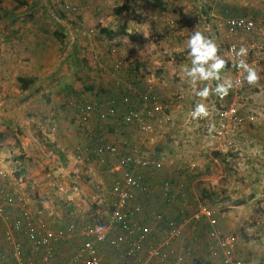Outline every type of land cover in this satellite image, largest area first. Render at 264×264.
Here are the masks:
<instances>
[{
    "label": "rangeland",
    "instance_id": "rangeland-1",
    "mask_svg": "<svg viewBox=\"0 0 264 264\" xmlns=\"http://www.w3.org/2000/svg\"><path fill=\"white\" fill-rule=\"evenodd\" d=\"M29 1L32 6L27 9L23 7L16 17L0 12V36L7 34L11 37H32L41 34L49 36L48 39L52 36L62 44L63 55L72 53L73 58L69 61L72 62L71 67L61 69L63 74L59 83L52 80L48 85L51 86L50 91L43 88L34 91V101L26 100L23 103L25 108L19 109L20 113L16 112L18 123L24 120L29 122L31 132L35 135L44 134L38 129H41V125L32 122L33 111L45 110L44 118L49 125L48 127L46 122L43 124L46 134L59 131L60 114L69 123L68 126L75 128V132L77 128V132L89 135L87 127H96L94 125H98L100 120L97 121V117H94L87 124L79 123L73 116L74 106L92 104L97 113L103 110L102 104L109 102V97L112 92H117L116 89L131 87L142 91L149 74L155 76L156 81L164 80L166 74L165 81L168 79L169 84L180 87L186 78L179 74L182 72L178 68L183 61L188 63L190 59L182 56L188 49L184 45L182 48L177 46L180 40L177 41L176 38L182 37L186 43L195 28L213 38L224 55L228 56L226 58L230 62L222 76L232 83L235 73L233 60L228 54L229 44L234 41L239 46H246L248 62L261 75L259 84L248 85L243 74L240 89L232 87L223 99L218 96H210L211 99H208V103L217 105L218 108L227 107L232 101L238 100L239 111L245 119L219 140L213 129H209L211 122L208 124V118L192 119L189 114L185 127H176L174 135H169L173 137L164 144L167 154L162 158L167 170L148 172L145 179L149 185L152 183V188L157 187L147 199L156 197V193L161 200L159 193L164 178L170 176L168 178L177 182L180 175L184 177L185 171L181 169H186L191 181L186 189V197L191 201L194 195L202 196L203 191H206L208 195L204 198L202 196V199L216 211L223 229L227 230L226 234L232 235L236 240L238 237L244 239L245 228L253 219H258L264 226V0H169L168 4L172 3L173 7H177L171 13L168 10H154L153 7L149 8L150 12H139L133 8L127 10L130 0H72L78 7L77 14L64 13L61 0ZM229 17L253 19L256 29L230 33L226 27ZM37 22H41L40 28H37ZM91 30L95 35L89 38ZM108 31L116 33L115 36L111 38ZM59 32L60 35L56 34ZM69 37H77V40L70 44ZM119 61H126L127 64L120 71H114L112 67ZM101 65L107 70L100 69ZM42 95L45 97V108L37 104V97ZM178 96L179 94L175 97ZM161 99L167 106L166 112L170 114V98L165 96ZM53 100L58 102V109L51 107ZM54 112V118L50 117ZM185 112L188 113L189 110L186 109ZM108 133L116 135L114 132ZM182 136L185 138H181ZM187 139L191 143L185 142ZM188 146L193 151L189 163L184 160ZM5 159L2 168L9 170L6 163L13 158ZM22 161L20 158V162ZM179 165L182 168L171 170ZM204 167L206 170H203ZM204 171L207 172L206 175ZM16 173L17 171L13 174L16 176ZM190 204L188 203L189 211ZM95 220L101 219L98 217ZM235 223L236 227L232 225L235 230L229 231L231 224ZM192 226L195 227L194 224H188L187 231ZM200 229L203 232L205 224ZM104 252L107 260L113 257L111 250L106 248Z\"/></svg>",
    "mask_w": 264,
    "mask_h": 264
},
{
    "label": "crops",
    "instance_id": "crops-1",
    "mask_svg": "<svg viewBox=\"0 0 264 264\" xmlns=\"http://www.w3.org/2000/svg\"><path fill=\"white\" fill-rule=\"evenodd\" d=\"M22 1L26 5H20L16 0H0V12H4L12 18L16 17L23 7L27 9L32 6L29 0ZM168 2L169 0H134V2L130 0V6L126 5V9L131 10L133 8L138 9L139 12H145V10L150 12L149 8L153 7L154 10L159 9L158 11L163 12L166 10L170 13L176 11L177 7H173L174 5L172 3L168 4ZM1 26L2 23L0 21V28ZM37 26V28H40L42 26L41 22ZM56 34L60 35L61 33ZM39 35L11 37L3 34V36H0V169H4L2 167L4 166V161H6L5 158H13L10 162H5L9 169L7 171L13 186L12 191L17 192L26 200L24 205L26 209L44 218L54 229L64 228L73 220L81 224L105 221L108 218L110 202L114 198V183L121 177L122 173L120 160L128 152L122 146V143L128 141L132 144L141 141L140 152L142 154L164 160L162 157L167 154L164 151V144H166V140L173 137L169 135H174L175 129L179 128V125L184 126V123L185 125L187 124V118L196 103H208L212 96L207 101H201L191 91L186 79L184 80L185 83L183 82L180 87H177L171 83L169 84L168 79L165 81L166 74L163 77L164 80L161 81H156V77H152L149 74L146 80L154 82L159 96L170 98L168 112L172 116V124L157 125L154 133L142 134L135 126L119 127L112 120L102 122L97 118L96 120L99 121V124L94 125L96 127H87L90 134L83 135V133L77 132V128L75 132V128L68 126L69 123L57 112L59 116V131L49 135L46 134V129L43 126L48 121L44 118L45 110L41 109L33 111L34 119L32 122L41 125V129L36 125L35 128L37 127L44 135H35L31 132L29 122L24 120L18 123L19 119L16 116V112L25 108L23 103L26 100L34 101L32 98L34 91L42 88L50 91L49 87L51 86L48 87V85L52 80H56V83H59L63 74L61 69L64 70L71 67L72 62L69 63V61L73 60L72 53L63 55L62 44L55 38L50 36V39H48L49 36ZM51 39L54 42H51ZM68 39H70V44H73L77 37L76 39L75 37H69ZM182 39V37L176 38L177 41L180 40V44L176 45L180 48L183 45L187 47ZM162 47L167 50L170 49L167 46ZM220 51L221 55L228 60L222 49ZM182 56L190 59L188 52ZM185 64L190 65V61L181 63L178 68L180 72H182L181 66ZM179 74L183 76V73ZM19 77L34 79V84L28 90L22 92L23 90H21L18 83ZM56 89L59 90L58 88ZM116 91V93L115 91L112 92V96L109 98L119 101L124 90L122 88L116 89ZM177 94L179 96L175 97ZM44 100L45 97L43 95L37 97V104L42 108H45ZM106 106L107 103L104 102L101 107L105 109ZM51 107L58 109V102L53 100ZM119 107H122V105L120 104ZM185 108L189 110L188 113L185 112ZM55 114L54 112L50 117L55 116ZM47 126L49 127L48 124ZM108 132H114L116 135H109ZM183 137L185 138V136L181 138ZM186 141L191 143L188 139ZM99 142L118 145L120 153L114 156L109 155L102 162L92 159L87 154V151ZM190 147L188 146L184 155V160H187L188 163L191 161V153L193 152ZM20 158L23 159L22 162H20ZM181 166H174L175 169L173 167L171 170H178L182 168ZM205 168L203 170H206ZM163 169V171L167 170L166 167ZM181 170L183 171V169ZM16 171L15 176L13 173ZM148 172L151 171L145 170L143 173L145 178ZM204 174L206 175L207 172L204 171ZM181 176L177 179L185 182L187 187H189L191 183L189 175ZM185 176L187 177L186 179ZM168 177H165L164 180L171 179ZM171 177L175 178L174 175H171ZM150 186L153 187L152 183H150ZM155 189L157 187L153 188L154 192ZM155 195L156 197L152 196V199H143L147 211L144 216L139 217V220L153 225L154 220L150 216V210L165 212L178 220L182 218L180 204L167 205L162 197L159 200L156 193ZM22 208V206L11 207L9 209L11 219L18 217ZM98 217L101 220H95ZM219 224L223 233L226 234L227 230L223 229L220 220ZM232 225L236 227L237 223L235 225L231 224L229 231L235 230ZM198 227H201V225L192 226L187 231L186 226L183 236L175 243L177 248L187 254L189 264H223L222 252L212 253V246L207 235V225L205 224L203 232ZM6 228L7 224L0 225V251L2 252L10 249V245L4 238ZM245 230L246 237L244 239L238 237L237 239L236 258L245 261L247 264H264V226L258 219H253L252 222L247 224ZM78 242H81L80 238L57 244L56 257L48 264L70 262L72 264ZM22 243L24 244L25 255L32 259L35 264H42L41 257L32 254L26 240L23 239ZM11 264L16 263L11 260Z\"/></svg>",
    "mask_w": 264,
    "mask_h": 264
},
{
    "label": "built area",
    "instance_id": "built-area-1",
    "mask_svg": "<svg viewBox=\"0 0 264 264\" xmlns=\"http://www.w3.org/2000/svg\"><path fill=\"white\" fill-rule=\"evenodd\" d=\"M61 4L64 13H78V7L72 0H61ZM226 27L230 33L251 31L256 29V22L246 17H229ZM94 35L91 30L89 38ZM233 46L237 50L240 46L234 41L229 44L228 54L235 61L236 57L231 51ZM126 64V61H119L112 69L120 71ZM103 66L100 69L107 70ZM234 73L233 88L236 90L243 84L244 73L236 68ZM237 80L239 84H236ZM120 104L122 107H119ZM214 106L215 111L208 117V124L211 122L209 129H213L215 137L220 140L245 117L239 111L238 100L224 108ZM73 110L75 120L81 124H87L97 117L102 122L112 120L119 127L135 126L142 134L154 133L157 125L173 122L151 80H147L142 91L131 87L124 89L119 101L110 99L106 108L97 113L92 104L74 106ZM122 146L128 152L120 160L121 177L114 183V198L109 205L108 218L100 222L81 224L73 220L64 228L54 229L44 218L24 207L26 200L12 191L9 172L0 169V225L7 224L4 238L10 245L9 251H0V264H11V260L16 264H35L25 255L23 239L29 244L32 254L39 255L42 264H48L56 257L57 244L75 238H80L81 242L76 245L72 264H189L187 254L175 244L188 224L195 227L207 225L212 253L222 252L223 264H247L236 258L237 240L223 233L216 211L201 196L194 195L191 201L186 197L185 182L166 179L160 187V195L167 205L180 204L181 219L162 211H150L153 225L139 220L147 211L143 199L146 200L154 192L143 173L145 170L155 173L163 170L164 162L142 154L141 141L132 144L124 141ZM119 153L118 145L100 142L87 151L92 159L101 162L105 157ZM183 171L184 175H189L186 169ZM188 203H191L190 211ZM14 206L23 208L18 217L11 219L9 209ZM106 248L112 251V260L106 259Z\"/></svg>",
    "mask_w": 264,
    "mask_h": 264
},
{
    "label": "clouds",
    "instance_id": "clouds-1",
    "mask_svg": "<svg viewBox=\"0 0 264 264\" xmlns=\"http://www.w3.org/2000/svg\"><path fill=\"white\" fill-rule=\"evenodd\" d=\"M186 44L190 65H182L181 71L188 81L191 91L201 101H207L210 96H218L223 99L229 94L233 83L222 76L229 62L220 54L219 45L213 38L205 35L197 28L192 31ZM231 51L236 57L232 66L245 74L244 79L248 85L257 86L261 80V75L257 68L247 60L248 48L241 45L237 50L233 46ZM239 83L240 81L237 80L236 84ZM213 111H215L214 104L198 102L190 115L192 119H205Z\"/></svg>",
    "mask_w": 264,
    "mask_h": 264
},
{
    "label": "trees",
    "instance_id": "trees-1",
    "mask_svg": "<svg viewBox=\"0 0 264 264\" xmlns=\"http://www.w3.org/2000/svg\"><path fill=\"white\" fill-rule=\"evenodd\" d=\"M16 1L19 2L20 5H23V6L26 5V3L23 2L22 0H16ZM107 34H109L111 36V38H113L116 33H113L111 31H108ZM18 82L20 83L21 90L26 91V90H28L34 84V79L19 77L18 78ZM207 195H208L207 192L206 191H203V193H202L203 198L204 197H207ZM202 196H201V198H202ZM198 228H201V227H198Z\"/></svg>",
    "mask_w": 264,
    "mask_h": 264
}]
</instances>
